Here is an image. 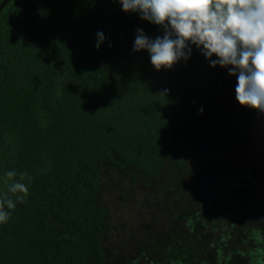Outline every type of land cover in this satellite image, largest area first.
I'll list each match as a JSON object with an SVG mask.
<instances>
[{
  "label": "trees",
  "instance_id": "1",
  "mask_svg": "<svg viewBox=\"0 0 264 264\" xmlns=\"http://www.w3.org/2000/svg\"><path fill=\"white\" fill-rule=\"evenodd\" d=\"M137 29L162 35L119 0L0 11V178L31 177L0 224V264H120L122 249L125 264H264V113L194 45L157 71ZM137 189L150 201L134 244L110 200Z\"/></svg>",
  "mask_w": 264,
  "mask_h": 264
},
{
  "label": "clouds",
  "instance_id": "2",
  "mask_svg": "<svg viewBox=\"0 0 264 264\" xmlns=\"http://www.w3.org/2000/svg\"><path fill=\"white\" fill-rule=\"evenodd\" d=\"M126 13L160 26L162 35L149 38L137 29L133 51L146 50L159 71L187 60L195 46L212 67L227 68L237 78L236 100L264 113V0H119ZM97 48L104 40L98 33ZM215 56L216 59H212ZM202 111V110H201ZM7 192L0 197V224L28 194L31 177L15 170L4 174ZM8 194H11L9 196ZM14 197V199L12 198Z\"/></svg>",
  "mask_w": 264,
  "mask_h": 264
},
{
  "label": "rangeland",
  "instance_id": "3",
  "mask_svg": "<svg viewBox=\"0 0 264 264\" xmlns=\"http://www.w3.org/2000/svg\"><path fill=\"white\" fill-rule=\"evenodd\" d=\"M259 148L262 150L264 153V142H260ZM138 196L141 198V200H137V198H132L126 202L125 200L121 199L119 196H114L110 201L113 205H116L115 209L118 208V212L121 213L123 216L119 219V216L116 214V217H114V222H116L119 225L123 224L124 227L129 229L128 232V238L135 244L140 241H144L143 237V229H137V230H132L135 226V223L138 221L136 219V216H140V212L142 211V208L145 209V206L148 205V203H145V201H150V191H146L145 189H141L136 191ZM121 194V193H120ZM119 194V195H120ZM139 201V202H137ZM140 203V204H139ZM259 215V214H257ZM132 217V218H131ZM257 220L260 221V223H263L264 220V215H259L257 216ZM120 239V238H119ZM120 241H123V239H120ZM111 244L115 245L112 246V249H117L118 246V239L113 237L111 239ZM142 244V243H140ZM118 246V247H117ZM117 254L118 257H121L122 262L120 264H125L126 260L129 255H126L124 253V249L122 251H117L115 255Z\"/></svg>",
  "mask_w": 264,
  "mask_h": 264
},
{
  "label": "water",
  "instance_id": "4",
  "mask_svg": "<svg viewBox=\"0 0 264 264\" xmlns=\"http://www.w3.org/2000/svg\"><path fill=\"white\" fill-rule=\"evenodd\" d=\"M10 0H3L0 4V11L4 8V6L9 2Z\"/></svg>",
  "mask_w": 264,
  "mask_h": 264
}]
</instances>
